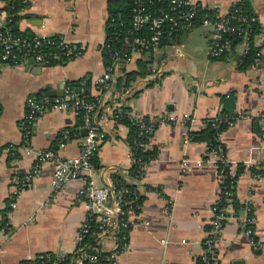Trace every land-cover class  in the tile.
<instances>
[{
    "label": "crops",
    "instance_id": "1",
    "mask_svg": "<svg viewBox=\"0 0 264 264\" xmlns=\"http://www.w3.org/2000/svg\"><path fill=\"white\" fill-rule=\"evenodd\" d=\"M18 1L23 3L17 11L18 31L62 39L80 46L82 54L65 64L30 62L0 68V221L4 209L8 219V229L0 232V264H21L27 257L41 253L67 255L73 250L76 230L84 217V209L76 200L83 179L70 180L57 192H48L53 165L44 162L40 175L29 181L16 206L6 208V203L12 179L34 163L33 150L52 147L61 129L75 130L77 116L71 110L45 112L32 126L28 147L22 144L18 123L29 94L54 97L65 81L104 71L101 47L108 28L109 0ZM189 1L225 10L242 0ZM247 2L257 16L260 37L256 41L263 50L255 68L239 69L240 55L236 52L219 59L210 57L211 29L198 22L165 39L150 54H137L129 65L117 67L109 88L92 90L99 94L103 107H126L132 116L173 118L160 123L150 138L149 146L156 149V158L142 178L139 219L127 233V248L118 264H199L211 209L218 202L219 181L212 162L190 167L184 173L179 163L184 157L197 159L204 154L205 143L189 139L188 133L203 129L206 118L243 113L222 132L227 156L246 166L264 159V140L256 132L254 121L264 113V0ZM140 61L145 62L147 72L125 86V73L138 71ZM184 113L191 117L190 122L178 120ZM105 126L107 136L90 172L95 186L108 185L112 174L128 171L132 165L128 127L115 115L107 116ZM82 130L66 143L61 156L77 154ZM234 194L242 207L234 214L230 206V219L218 234L219 264H264V173L256 180L248 169L240 173ZM245 205L251 207L249 215L257 220L256 247L248 242L238 219ZM105 242L108 249L115 244L107 238Z\"/></svg>",
    "mask_w": 264,
    "mask_h": 264
},
{
    "label": "built area",
    "instance_id": "2",
    "mask_svg": "<svg viewBox=\"0 0 264 264\" xmlns=\"http://www.w3.org/2000/svg\"><path fill=\"white\" fill-rule=\"evenodd\" d=\"M151 3L152 0H132L128 22L116 17L107 18V22L114 30V40H117L118 44L115 46L107 39L102 44V53L108 56L110 63L105 66L101 74L80 78V85L77 87L72 85V81H65L61 92L54 97L45 94H29L25 98V112L18 126L22 135V144L26 147L29 145L32 126L47 111L71 110L80 120V125L75 130L61 129L52 147L33 150L34 163L26 172L11 181V194L6 203V208L12 209L16 206L20 193L28 187L29 181L40 175L42 164L51 162L53 169L48 192H57L70 180H84V185L76 195L77 202L84 209V217L76 230L74 247L69 253L70 257L67 263L64 262L66 255L55 253L56 255L51 258L45 252L34 257H27L23 260V264H45L48 261L50 264H97L99 256L104 253L103 257L107 264H118L121 253L127 248V233L139 219L138 211L141 207L138 198L142 196L140 191L142 178L154 159L142 161L140 157L131 156V166H135L134 174L129 175L126 170L120 174L117 173L124 181L123 186L116 187L115 180L104 186L93 185L90 180V172L93 166L91 159L106 139L105 123L107 116L115 115L117 108L103 107L99 94L92 93V90L100 92L109 88L114 81V70L117 67L129 65L137 54H150L179 28L191 27L198 6L202 7L189 0H169L165 8L151 12L148 8ZM0 5H2L0 7V20H2L0 24V68L9 65H25L30 62L42 65L65 64L82 54L80 46L69 44L62 39H54V37L42 34L28 37L14 33L9 26V22L14 16V13L10 11L13 3L11 0H0ZM256 20L258 19L254 13L248 16L234 4L225 10L214 9L211 15H204L201 24L211 29L209 56L218 58L226 52H236L240 55L239 59L241 60L249 49L254 47L253 62L250 67L255 68L263 52L259 41H256L260 34L256 33L252 38L250 36V25ZM234 33L240 35L242 40L235 48H232L231 41L225 36ZM87 82L89 85L86 92L84 84ZM132 117L141 120L140 127L149 141L160 123L173 120L172 117L167 116ZM143 117L146 118L143 119ZM241 117H243V113L234 111L230 115H216L208 118L212 119L213 127L218 130L222 124L227 127L231 126ZM259 119L262 127H264V113H260ZM178 120L190 122L192 119L184 113ZM80 128L85 129L86 132L79 139L77 154L61 156V150L64 149L66 143L78 137L77 131ZM221 135L222 132L219 131L217 137L220 141ZM140 146L146 149L149 147V142L141 143ZM261 148L264 151V145ZM204 156L197 159L184 157L179 163L180 172L184 173L190 167L212 162L216 166L218 181L226 178V168L233 175L235 162L224 155L220 145L217 149L208 151ZM252 178L256 180L258 177L254 174ZM223 193L226 194L227 192L224 191ZM218 194L219 199L221 187H219ZM227 199L230 201V198L227 197ZM215 205L216 203L211 209V218L203 241L204 248L199 256V264H219L216 256L218 234L226 221L230 219V215L225 214L228 213L230 205L224 206L220 211H215ZM243 210L244 213L238 218L240 225L250 245L256 247L258 245L256 217L252 214L249 215L251 213L250 206L245 205ZM93 219L96 221L93 231L94 243H87L84 241V237L91 229ZM26 222L29 223V221ZM7 229V222L0 226V232ZM106 238L115 243L111 249L106 248Z\"/></svg>",
    "mask_w": 264,
    "mask_h": 264
},
{
    "label": "trees",
    "instance_id": "3",
    "mask_svg": "<svg viewBox=\"0 0 264 264\" xmlns=\"http://www.w3.org/2000/svg\"><path fill=\"white\" fill-rule=\"evenodd\" d=\"M11 1L13 3V5H12L13 7L11 8L10 11L12 13H14V16L12 17L11 21L9 22V26H10L11 30L16 34L25 35L28 37L35 35L34 33L20 32L15 28V23L17 22V20L19 18V15H17L16 13L18 10H20L23 7V3H21L18 0H11ZM168 2H169V0H152V3H151V5L148 6V8L151 12H155L156 9L165 8L166 5L168 4ZM234 6L239 7L248 16L253 15V11L250 9V6H249L247 0H242V1L234 4ZM107 8H108L107 9L108 10V17H116L117 19H121L125 22H128L129 17H130V11L132 8V0H109ZM212 13H213V9L198 6L197 12L195 15V19L192 22V26L198 22L201 23L202 17L204 15H211ZM107 25H108V28H107V38L106 39L108 42H111V44L117 46L118 41L114 40L113 27L110 25L109 22H107ZM183 28H186V27H183ZM183 28H179V30L176 31L170 37H174ZM259 31H260V26H259L258 20H256V21L252 22L250 25V32H251L250 36H251V38L253 37L254 34L258 33ZM225 38H228L231 41L232 48H235L236 45L242 40V37L236 33L226 35ZM54 39H58V38L54 37ZM254 51H255V48L251 47L249 49V51L247 52V54L244 57H242L241 60L239 59L240 60V61H238L239 69L245 70V69L250 67V64L253 62ZM225 55H227V52L224 53L222 56L218 57V59L222 58ZM103 57H104V65L108 66L110 63L108 56L105 53H103ZM146 72H147V70L145 69V62L140 61L138 71H129V72L125 73L126 80H125L124 85L128 86L130 80H132L135 76H137V75L142 76ZM118 80L120 81V78ZM79 82H80L79 79L72 81V85L77 87L80 85ZM88 85H89V82L84 84L86 92L88 91ZM230 102L232 103L233 100H230ZM116 110H117V112L115 114L116 120L120 123L125 124L129 130V133L127 136V143H128L129 149H130L131 156H133L134 158L140 157L142 161H149V160L155 159L156 158V149L155 148H152L149 146L148 148L145 149L142 146H140L141 143H144L147 141L149 142L147 135L143 133V130L140 127L141 120H137L134 117H132L130 115V110L126 107H119V109H116ZM79 115H80V112H79ZM221 115H227V114L224 113ZM144 118H146V117H143V119ZM254 121L256 123V127H255L256 132L259 134L261 139L264 140V127H262V124L260 123L259 117L254 118ZM79 125H80V120L77 119V126H79ZM226 127L227 126L222 124L220 126V128L218 130H216L212 125V119L206 118L204 120L203 129H201L199 131H192V130L189 131L188 137L191 140L202 141L205 143L206 147H205V151H204V154L202 155V157H205L204 155H206V153L208 151L217 149L219 147V145L222 147L224 155H227L226 147H225L224 143L221 142L219 140V138L217 137V133L219 131L223 132L226 129ZM91 160H92V163L95 162V156ZM261 166L264 167V159L262 161H260L258 164L251 165V166H246L243 163H238V162L235 163L233 175H231L229 169L226 168V171H225L226 178H223L221 181H219V187H221V194H220V197L218 199V202L215 205V211H220L224 206H227L229 204L234 209L233 213L236 214V212L242 207V205L235 199V194H234V185H235V181H236L238 175L240 173L244 172L246 169H248L250 171L251 175L255 174L259 178L264 173V168L263 167L261 168ZM134 172H135V166L133 165L128 170V173L130 175V174H134ZM121 179L122 178L119 175L112 174V180L116 181L115 182L116 187H120V186L124 185V181ZM224 191H226L227 193L226 194L223 193ZM227 197L230 198V201H228ZM142 198H143V196H139L138 202H141ZM225 214L229 215V213H227V212ZM2 217H3V219L0 221V226H3L8 221V219H6V209H4V213L2 214ZM3 222H5V223L3 224ZM91 224H92L91 229L89 230V232H87L85 234V237H84V241L87 243H94L93 242V231L95 230L96 221L93 219L91 221ZM47 253L50 255L51 258H53L54 255H56L53 252H47ZM41 254H43V253H41ZM103 255H105V253L101 254L99 256V260L97 261V264H107V262L104 260ZM69 257H70V254H67L64 262L67 263ZM23 262L24 261H22L21 264H23ZM64 262H61V263H64ZM45 264H50V261L46 262Z\"/></svg>",
    "mask_w": 264,
    "mask_h": 264
},
{
    "label": "water",
    "instance_id": "4",
    "mask_svg": "<svg viewBox=\"0 0 264 264\" xmlns=\"http://www.w3.org/2000/svg\"><path fill=\"white\" fill-rule=\"evenodd\" d=\"M53 95H55V94H53ZM85 132H86V130L83 129V130H82V133L85 134ZM234 264H240V261H236Z\"/></svg>",
    "mask_w": 264,
    "mask_h": 264
}]
</instances>
